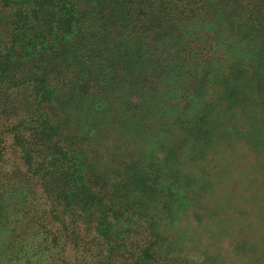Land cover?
Instances as JSON below:
<instances>
[{"label":"trees","instance_id":"obj_1","mask_svg":"<svg viewBox=\"0 0 264 264\" xmlns=\"http://www.w3.org/2000/svg\"><path fill=\"white\" fill-rule=\"evenodd\" d=\"M200 4L212 6V17H222L220 32L249 35L255 59L264 58V0H0V84L5 90L27 88L25 111L34 107L35 115L43 114L39 126L28 130L27 121L38 124L41 116L25 119L0 98V211L4 232L11 233L0 244L7 263L78 264L66 256L67 246L78 244L56 218L61 208L95 229L107 249L103 264L168 262L153 231L148 230L146 248L134 255L125 249L130 232L118 229L145 223L154 229L149 205L157 202L169 212L171 205L159 197L160 166L147 160L143 141H135L133 150L129 146L133 134L126 113L116 114L114 99L127 85L132 92L147 70L145 42L163 41L177 29L182 11ZM90 95L104 99L108 109L104 152L89 150L70 129L67 106ZM23 131L32 137L29 142ZM52 135L57 141L46 154L47 166L33 168L32 148L50 145ZM18 191L19 202L8 198Z\"/></svg>","mask_w":264,"mask_h":264},{"label":"rangeland","instance_id":"obj_2","mask_svg":"<svg viewBox=\"0 0 264 264\" xmlns=\"http://www.w3.org/2000/svg\"><path fill=\"white\" fill-rule=\"evenodd\" d=\"M200 7L182 11L186 13L175 21L177 29L171 28L164 42H145L147 70L132 92L127 85L114 99L116 114L126 113L133 134L129 146L133 150L135 141H143L147 160L160 166L164 192L159 197L171 205V212L157 202L149 205L154 229L148 223L118 229L130 232L125 249L134 255L146 248L153 231L169 257L159 264H264V58L255 59L257 47L248 42L249 35L220 32L222 17H212V6ZM3 83L1 101L16 107L25 119L41 116L38 124L26 125L28 130L39 126L43 114L35 115L34 107L25 111L31 92L5 90ZM105 107L104 99L92 95L67 106L73 137H83L89 150L105 151ZM23 136L27 142L32 138L24 131ZM56 141L52 135L50 145L32 148L33 168L39 163L47 166L46 154ZM136 158L142 161L138 151ZM36 181L40 196V179ZM21 197L19 191L8 196L13 202ZM73 214L66 208L56 214L66 235L78 244L67 246L68 260L103 264L104 243L84 217ZM3 223L0 211V241H7L11 233L4 232ZM7 225L12 227V220ZM0 264H10L2 244Z\"/></svg>","mask_w":264,"mask_h":264}]
</instances>
